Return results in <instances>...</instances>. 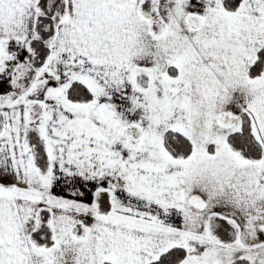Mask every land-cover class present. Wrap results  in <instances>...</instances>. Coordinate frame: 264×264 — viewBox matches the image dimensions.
Instances as JSON below:
<instances>
[{"label":"snow or ice","instance_id":"obj_1","mask_svg":"<svg viewBox=\"0 0 264 264\" xmlns=\"http://www.w3.org/2000/svg\"><path fill=\"white\" fill-rule=\"evenodd\" d=\"M0 264H264V0H0Z\"/></svg>","mask_w":264,"mask_h":264}]
</instances>
